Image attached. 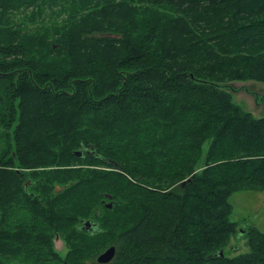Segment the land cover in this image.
<instances>
[{
	"label": "trees",
	"instance_id": "obj_1",
	"mask_svg": "<svg viewBox=\"0 0 264 264\" xmlns=\"http://www.w3.org/2000/svg\"><path fill=\"white\" fill-rule=\"evenodd\" d=\"M248 78L264 0H0V264H264V230L230 218L264 190Z\"/></svg>",
	"mask_w": 264,
	"mask_h": 264
},
{
	"label": "rangeland",
	"instance_id": "obj_2",
	"mask_svg": "<svg viewBox=\"0 0 264 264\" xmlns=\"http://www.w3.org/2000/svg\"><path fill=\"white\" fill-rule=\"evenodd\" d=\"M22 15L23 13L21 11L15 10V13L12 14L11 19L17 21L29 20L24 18ZM47 18V15L43 14L41 16L38 15V17L34 20H50ZM39 23H41V21L30 22L28 23V27H35ZM231 85L233 86L231 92L235 102L239 103L244 110L251 112V114L255 117L264 115V81L251 78L235 79L231 81ZM206 150L207 146L205 145L203 155L205 154ZM200 162H202V158L200 159ZM94 167L98 170H105V168L102 166ZM247 192H251V190L235 191L231 194L230 203L232 205V211L230 213V218L235 222H242L243 219H245V224L257 227L260 230H264V224L262 223L264 216V200L261 199L260 196L253 194H251V198L247 200L245 197ZM242 236L244 235L242 234ZM232 243L235 246L238 244L239 248L235 251V248L231 245L229 254L232 255L248 251L244 237L238 243L235 244L234 241H232ZM52 248L54 254L58 256L61 261H63V258L71 252L70 243L61 241V239L60 241H52ZM13 261L14 260H9L8 262L11 263ZM3 264H6V261L3 262Z\"/></svg>",
	"mask_w": 264,
	"mask_h": 264
},
{
	"label": "water",
	"instance_id": "obj_3",
	"mask_svg": "<svg viewBox=\"0 0 264 264\" xmlns=\"http://www.w3.org/2000/svg\"><path fill=\"white\" fill-rule=\"evenodd\" d=\"M105 37H116L118 35L116 34H112V33H106L104 34ZM77 155H80V151H77L76 152ZM29 183V180L26 181V186L28 185ZM57 190H60V187H57L56 188ZM107 207H111L112 206V203L111 202H108V204H106ZM84 225L86 226H91L92 225V222L90 220H86L84 222ZM57 239H58V235L56 236ZM114 252H115V247L114 245H111L109 246L108 248H106L105 250H103L97 257H96V260L97 262H100V263H107L109 262L112 257L114 256ZM220 254H222V251H220Z\"/></svg>",
	"mask_w": 264,
	"mask_h": 264
},
{
	"label": "crops",
	"instance_id": "obj_4",
	"mask_svg": "<svg viewBox=\"0 0 264 264\" xmlns=\"http://www.w3.org/2000/svg\"><path fill=\"white\" fill-rule=\"evenodd\" d=\"M251 194H253V195H258V196H260L261 199L264 200V190H251V192H247V193L245 194V197L247 198V200H249V199L251 198V196H250ZM244 220H245V219H243L242 223H245ZM256 220H257V219H256ZM256 220H255V221H256ZM262 223L264 224V216H263Z\"/></svg>",
	"mask_w": 264,
	"mask_h": 264
},
{
	"label": "flooded vegetation",
	"instance_id": "obj_5",
	"mask_svg": "<svg viewBox=\"0 0 264 264\" xmlns=\"http://www.w3.org/2000/svg\"><path fill=\"white\" fill-rule=\"evenodd\" d=\"M81 227H83L85 229H91L92 225L91 226H86V225H84V222H82Z\"/></svg>",
	"mask_w": 264,
	"mask_h": 264
},
{
	"label": "bare ground",
	"instance_id": "obj_6",
	"mask_svg": "<svg viewBox=\"0 0 264 264\" xmlns=\"http://www.w3.org/2000/svg\"><path fill=\"white\" fill-rule=\"evenodd\" d=\"M100 253H101V252H100ZM100 253H98V255H99ZM98 255H97V256H98ZM97 256H96V257H97Z\"/></svg>",
	"mask_w": 264,
	"mask_h": 264
}]
</instances>
